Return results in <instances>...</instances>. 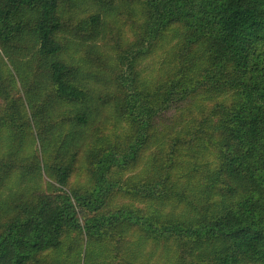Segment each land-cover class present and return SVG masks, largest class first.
<instances>
[{"label":"trees","instance_id":"obj_1","mask_svg":"<svg viewBox=\"0 0 264 264\" xmlns=\"http://www.w3.org/2000/svg\"><path fill=\"white\" fill-rule=\"evenodd\" d=\"M138 1L0 0V264H264V0Z\"/></svg>","mask_w":264,"mask_h":264},{"label":"rangeland","instance_id":"obj_2","mask_svg":"<svg viewBox=\"0 0 264 264\" xmlns=\"http://www.w3.org/2000/svg\"><path fill=\"white\" fill-rule=\"evenodd\" d=\"M113 1V4L115 6L119 5L120 6V9L118 10L117 12V16L118 19H116V21L118 22V24H120V27L122 29L121 33L117 36V38L119 39V43H115L113 40H115L116 36H111V38H109L108 36V43H107V47H106V51L109 52V54H111L112 56H117L119 57V54L127 47L128 43H124V40H123V36L125 37L128 32L124 33L123 32V25L126 24L127 27H130L132 28L133 26L136 25V22L135 21H131V20H128L126 18V15L127 13L129 12V8H133L135 7L137 4H138V0H112ZM128 8V9H127ZM74 35V33H72ZM67 35V34H66ZM112 39V40H111ZM83 40V39H82ZM79 40H74L73 42H71L74 46L76 45V43L78 42ZM97 43L101 46L102 48V41H97ZM158 58H164V52H160L159 55H158ZM18 90V93L19 94H22V91L16 87L13 91L16 92ZM6 103V99L3 97L0 98V106L3 107L4 104ZM4 116V113H2V111L0 112V118H2ZM6 117V116H5ZM20 123V122H19ZM19 123H16V126L19 124ZM38 142H36V146L38 147Z\"/></svg>","mask_w":264,"mask_h":264}]
</instances>
